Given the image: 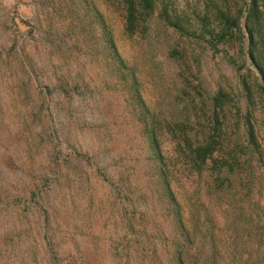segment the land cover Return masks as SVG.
Returning <instances> with one entry per match:
<instances>
[{
    "label": "trees",
    "instance_id": "16d2710c",
    "mask_svg": "<svg viewBox=\"0 0 264 264\" xmlns=\"http://www.w3.org/2000/svg\"><path fill=\"white\" fill-rule=\"evenodd\" d=\"M103 1L121 12L124 32L130 36L146 35L151 19L155 18L181 40L202 44L214 51L222 48L224 57L237 71L250 72V79L242 75L240 81L248 112L243 114L236 105L237 113L243 117V141L247 145H232L231 136L224 131L222 119L226 116L223 110L233 101L230 92L219 87L211 98L212 127L204 131L200 139L195 114L189 113L182 120H170L147 105L140 92L138 76L135 70L128 69L119 54L96 0H41L37 3L47 10L49 28L41 26V29L42 24L36 19L28 23L30 31L27 33L32 32L35 37L36 30L37 37L43 40L40 44L48 46L49 55L58 50L63 55L83 57L90 54L104 61L111 78L107 80L126 88L132 100L140 145L134 161L145 171L140 177L142 181L122 174L113 176L104 149L92 153L74 150L72 156L63 152L62 147L68 145V141L51 123L50 105L58 104L51 92L59 90L52 88V80L62 87L59 92L64 100L70 99L69 81L63 74L54 79L50 77L43 87L38 86L40 66L30 58L28 49L34 45L29 43L33 38L21 32L8 47L0 48V54L3 51L6 55L0 58V64L8 72L11 95L25 103L33 123L39 125V136L29 137L33 141L31 147H44L46 164L43 163L39 184L21 180L13 173L8 188L0 196V264H84L80 239L74 247H67L72 239L68 238L70 244L66 243L61 235L64 241L60 240L55 232L58 225H50L56 212L66 213L71 202L67 189L61 193L56 188L65 180V171L72 168L106 177L114 186L119 198L116 205L120 227L111 242L114 247L112 264H199V261L216 264L214 232L206 225L205 208L198 206L197 215L189 220L175 194L173 182L178 173L181 176L196 173L207 178V189L216 190L215 181L222 182V175L241 164V154L260 153L261 145L249 109L256 93L264 99V0H186L183 5L179 0ZM57 17L61 24L51 21ZM10 22L18 28L14 18ZM187 55L186 47L176 46L170 50V56L182 62L183 72L190 69L185 65ZM83 81V77L77 80L74 87ZM32 93H35L33 101L30 99ZM187 100L193 103L192 95H188ZM166 135L172 137L169 139L173 144L171 152L163 147ZM9 162L17 163L13 157ZM79 227L83 228L84 223H79ZM80 236L83 237H76ZM24 241L29 250L22 253L20 245ZM40 249L45 252L46 263L41 262ZM41 258L43 260V256Z\"/></svg>",
    "mask_w": 264,
    "mask_h": 264
},
{
    "label": "rangeland",
    "instance_id": "374dc122",
    "mask_svg": "<svg viewBox=\"0 0 264 264\" xmlns=\"http://www.w3.org/2000/svg\"><path fill=\"white\" fill-rule=\"evenodd\" d=\"M39 1L0 0V48L8 47L14 37L18 38L25 31L33 38L30 45L34 44L28 48L29 56L40 66L38 86L43 87L50 77L54 79L63 74L67 77L68 88L71 87L70 99L61 97L59 90L62 87L52 80V88L59 89L51 92L58 104L53 101L55 103L50 105L52 126L58 128L61 137L68 141V145L62 147L66 155L72 156L74 150L92 153L104 149L113 176L122 174L139 180L145 170L134 161L140 145L127 89L107 80L111 79L105 69L107 66L99 57L63 55L58 50L49 55L48 46L40 44L43 40L37 37L38 32L34 31L35 37L32 32L27 33L30 31L28 23L36 19L42 24L40 27L49 28L47 10L38 5ZM179 1L183 5L186 0ZM96 4L119 54L128 69L135 70L141 95L151 109L170 120H182L189 113L195 114L197 137L201 139L203 132L212 127L211 98L222 87L233 97L223 110L226 116L222 119L224 131L231 136L232 145H247L243 141V117L237 113L236 105L243 114L248 112L240 81L242 75L250 79V72L246 69L237 71L224 57L222 48L214 51L202 44L181 40L172 29L155 18L151 19L146 35L130 36L124 32L121 12L115 6L103 0H96ZM11 18L15 19L18 28L10 22ZM51 21L62 23L58 17ZM176 46L187 49L188 62L185 65L190 69L186 72L180 66L182 62L170 56L171 48ZM4 56L2 51L0 58ZM7 76L8 72L0 64V196L8 188V180L13 173L21 180L39 184L45 166L43 163L46 164L44 147H31L33 141L29 137L39 136V125L33 123L25 103L11 95ZM82 77L84 81L74 87ZM188 95H192L193 103L187 100ZM30 99L35 100V93ZM249 110L261 145L259 154H241V164L222 175V182L220 179L215 181L218 185L216 190L207 189V178L196 173L182 176L178 173L173 182L175 194L189 220L197 215L198 206L205 208L206 225L214 232L216 264H264V99L257 93ZM163 137V147L171 152L173 144L169 139L172 137ZM12 157L17 163L9 162ZM87 173L78 168L65 171V180L56 190L63 193L67 189L71 202L66 213L56 212L50 225H58L55 232L60 240H63L61 235H64L66 243L70 244L67 239H72V244L67 247H74L80 239L84 264H112L114 247L111 242L120 227L116 205L119 198L106 177ZM132 184H135L134 180ZM133 188L136 187L133 185ZM55 193L51 192L49 198ZM79 223H84V227L80 228ZM20 248L22 253L27 252L28 243L24 241ZM39 253L41 262L46 263L45 252L40 249ZM198 263L201 264L200 261Z\"/></svg>",
    "mask_w": 264,
    "mask_h": 264
}]
</instances>
